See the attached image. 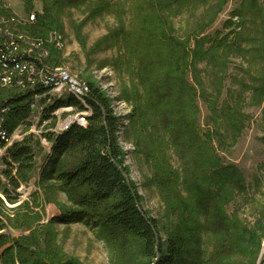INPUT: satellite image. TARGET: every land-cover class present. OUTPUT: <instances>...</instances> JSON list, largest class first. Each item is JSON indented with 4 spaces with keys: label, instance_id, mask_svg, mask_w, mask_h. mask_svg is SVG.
I'll return each mask as SVG.
<instances>
[{
    "label": "rangeland",
    "instance_id": "rangeland-1",
    "mask_svg": "<svg viewBox=\"0 0 264 264\" xmlns=\"http://www.w3.org/2000/svg\"><path fill=\"white\" fill-rule=\"evenodd\" d=\"M0 4V13L14 20L13 27L18 24L25 31L38 26L39 17L46 19L47 25L40 28L44 37L57 31L64 38L54 62L108 98L120 121L117 138L125 155L124 167L142 209L158 221L164 249L170 238L186 231L187 240H192L188 257L198 253L204 264H264L263 42L250 28L244 34V51H229L227 60L220 57L228 64L222 71L208 61H188L178 49L167 56L163 53L169 47L165 37L177 45L189 43L192 51L198 42L207 50L212 41L229 35L233 39V32H242L241 26L237 31L239 18L234 16L241 0H0ZM146 5H157L160 21L150 31L142 29L143 36L140 7ZM258 5L264 12V0H258ZM32 15L36 19L29 22ZM232 20L235 24L230 26ZM205 40L211 43L204 44ZM183 83L195 97L187 106L190 118L176 109L186 94L176 89H184ZM167 84L176 96L167 93L165 108L158 110L163 95L156 89ZM70 98L56 93L40 101L39 111L11 136V146L28 143L34 150L28 182L18 178L17 167L13 177L18 187L2 175L7 150L0 153V238H5L0 264H19L17 248L10 255L15 260L4 255L18 241L47 261L159 264V258L144 257L143 244L135 238L112 241L83 224L50 223L75 209L57 179L42 178L53 155L54 141L48 136L54 135L55 140L59 136L55 131L81 111L64 107L45 117ZM188 122H196L201 140L192 136L187 141L182 128ZM208 135L212 136L209 147L205 145ZM46 138L50 147L42 142ZM75 158L68 156L67 161L75 163ZM216 160L239 171L242 188L232 186L215 196L205 218L196 207L194 192ZM210 187L204 183L203 188Z\"/></svg>",
    "mask_w": 264,
    "mask_h": 264
},
{
    "label": "trees",
    "instance_id": "trees-1",
    "mask_svg": "<svg viewBox=\"0 0 264 264\" xmlns=\"http://www.w3.org/2000/svg\"><path fill=\"white\" fill-rule=\"evenodd\" d=\"M241 1L242 6L235 11L234 16L241 21L242 32H233V39H230L229 35L224 39L212 41L211 47L207 50L203 49L202 44L198 42L195 51H192L189 43L177 45L165 37L169 47L164 48V56L170 55L171 52L178 49L188 61L191 59L194 61V58L199 61H208L214 69L222 71L228 65L225 60L229 57V51H244L241 47L247 42L244 34H249L250 28L255 31L264 45V12L260 9L258 0ZM140 11L141 17H143L141 23H144L143 28L141 26V33L143 34L144 29L150 31L159 24L160 12L157 5H150V8L148 5L140 7ZM234 24L232 20L230 26ZM46 25V19L39 17L38 26L31 27L32 29L28 28L31 29L28 32L33 37H44L46 33L40 32V28H45ZM143 39L144 37H142ZM203 42H205L204 44L211 43L209 40ZM56 52L54 50V55ZM151 52L149 50L148 54ZM221 56L225 60L220 59ZM189 68H192L191 65ZM189 73L188 71L187 76ZM217 80L218 83L222 84L219 77ZM183 87L184 89L176 87L180 94L186 93L180 99V103L177 102L178 107L176 109H181L187 117V106L192 104L195 97L190 96L193 89L189 85L183 83ZM156 90L163 95L162 103L160 100L157 104L158 110L165 108L167 93L172 94L173 97L176 96V92L170 84L161 86ZM33 95L32 92L8 91L0 87V126L6 130L9 137L20 125L29 120L32 114ZM64 107L76 108L81 112L90 110V115L87 117L88 125L86 127L75 124L69 131L62 133L55 140L54 135L48 136L50 141H54L53 155L42 173L43 181L47 178L57 179L60 182V188L69 196L75 208L63 212L60 217L51 219L50 223L67 226L83 224L100 232L105 239L112 241H120L124 236L135 238L143 244L144 257L149 261L159 258V264H204L198 253L193 252L192 256L188 257L189 241L191 244L192 240H187L186 231L184 235H174L173 238H170L167 249H164L159 235L158 221L149 217L142 209L141 198L138 196L135 185L129 180L128 171L124 167L125 155L117 138L120 121L114 115L110 101L104 93L90 84V93L86 97L85 103L70 98V100L60 102L52 107L45 118H50L57 109ZM182 129L185 136L189 137L187 141L191 140L192 136H195L197 141L201 140L198 136L199 131L196 122L185 123ZM209 136H207V144H205L208 147L212 140V136ZM5 147H7V143L0 137V150ZM71 155L76 157L75 163L72 164L67 161L68 156ZM33 164L34 150L32 147L28 143H16L7 150L5 157L7 169L2 175L9 179L12 185L18 187L19 181L14 179L13 170L17 167L18 178L23 182H28ZM210 166L212 167L207 168L210 173L204 177L203 182L210 183L211 187L203 188V183L194 192L197 201L196 207L205 213V218H208L207 207L213 203L215 196L218 197L219 193L222 194L228 188L231 189L232 186L242 188L243 182L242 176L235 167H222L218 160ZM1 183L0 179V186ZM158 184L161 187L165 186L162 182ZM4 192L6 195L9 194L8 190ZM4 240V237L0 238V246ZM14 248L19 251V264H79L74 260L62 263L54 260L47 261L40 258L38 253L33 252L22 241H18L15 246L7 249L4 255L10 257ZM10 258L15 260L13 256Z\"/></svg>",
    "mask_w": 264,
    "mask_h": 264
},
{
    "label": "built area",
    "instance_id": "built-area-1",
    "mask_svg": "<svg viewBox=\"0 0 264 264\" xmlns=\"http://www.w3.org/2000/svg\"><path fill=\"white\" fill-rule=\"evenodd\" d=\"M0 8H2L1 4ZM35 19L36 16L32 15L29 22H34ZM236 20L239 25H236L237 31H240V21ZM12 21L14 22L13 19L0 13V87L23 93L32 92L34 94L31 104L32 113L39 111L40 101L56 93L60 97L68 94L76 101L85 103L90 93V85L54 63V50L58 52L64 46L61 33L52 32L48 38L33 37L28 31L19 29L18 24L13 27ZM89 115L90 110L70 117L60 129H56V134L61 135L69 131L75 124L86 127ZM0 137L7 143V147L0 150L1 153L11 146V137L2 126H0ZM42 142L47 147L51 146L47 138Z\"/></svg>",
    "mask_w": 264,
    "mask_h": 264
}]
</instances>
